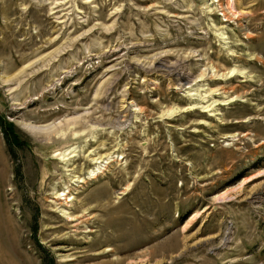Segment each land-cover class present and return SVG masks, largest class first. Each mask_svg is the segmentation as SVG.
I'll use <instances>...</instances> for the list:
<instances>
[{
	"label": "rangeland",
	"instance_id": "374dc122",
	"mask_svg": "<svg viewBox=\"0 0 264 264\" xmlns=\"http://www.w3.org/2000/svg\"><path fill=\"white\" fill-rule=\"evenodd\" d=\"M0 264H264V0H0Z\"/></svg>",
	"mask_w": 264,
	"mask_h": 264
},
{
	"label": "bare ground",
	"instance_id": "6f19581e",
	"mask_svg": "<svg viewBox=\"0 0 264 264\" xmlns=\"http://www.w3.org/2000/svg\"><path fill=\"white\" fill-rule=\"evenodd\" d=\"M36 127H38V129L40 130V131H38V130H35V129H33V127H31V131H33L34 133H38V132H41V131H47V130H50V129H52L50 126H36ZM68 152V151H67ZM70 153V152H69ZM58 155H62L61 156V158L64 156V155H66L67 156V154H62V153H59ZM71 156V155H70ZM66 158H68V157H66ZM65 158V159H66ZM70 158V157H69ZM64 159V158H63ZM93 159V158H92ZM64 161H66V160H64ZM79 183H81V182H79ZM67 195H68V193H60V194H58L57 195V197H56V199L57 200H61V199H66V197H67ZM62 196H64L65 198H62ZM67 202V201H66ZM70 219H72V217L70 218ZM76 219V218H75ZM102 241V240H101Z\"/></svg>",
	"mask_w": 264,
	"mask_h": 264
},
{
	"label": "trees",
	"instance_id": "16d2710c",
	"mask_svg": "<svg viewBox=\"0 0 264 264\" xmlns=\"http://www.w3.org/2000/svg\"><path fill=\"white\" fill-rule=\"evenodd\" d=\"M5 124H6L7 126H9V123L5 122Z\"/></svg>",
	"mask_w": 264,
	"mask_h": 264
}]
</instances>
